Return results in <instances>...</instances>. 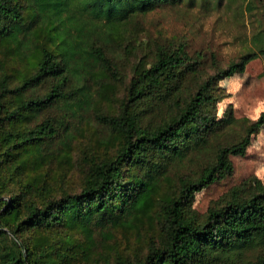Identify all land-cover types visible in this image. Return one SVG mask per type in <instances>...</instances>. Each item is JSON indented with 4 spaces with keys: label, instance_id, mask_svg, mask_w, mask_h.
<instances>
[{
    "label": "trees",
    "instance_id": "16d2710c",
    "mask_svg": "<svg viewBox=\"0 0 264 264\" xmlns=\"http://www.w3.org/2000/svg\"><path fill=\"white\" fill-rule=\"evenodd\" d=\"M175 1L0 0V264H264V182H241L205 214L192 208L264 127L263 109L211 162L202 156L236 123L213 114L219 82L257 53L204 73L184 45L161 46L134 66L118 111L95 114L112 132L104 149L87 141L76 159L67 142L42 150L58 129L51 118L33 123L38 114L58 103L80 109L90 95L70 84L85 69L124 84L102 43ZM149 102L161 112L143 124ZM194 161L203 165L186 171Z\"/></svg>",
    "mask_w": 264,
    "mask_h": 264
},
{
    "label": "rangeland",
    "instance_id": "374dc122",
    "mask_svg": "<svg viewBox=\"0 0 264 264\" xmlns=\"http://www.w3.org/2000/svg\"><path fill=\"white\" fill-rule=\"evenodd\" d=\"M179 44L184 45L191 59H198L204 73L225 68L249 52L258 55L243 73L218 84L213 114L219 120L232 119L236 123L231 131L224 130L212 140L210 151L202 155L211 162L216 146L236 142L243 132V119L255 120L264 109V52L259 53L264 50V0H176L131 20L111 40L102 43L105 55L116 65L124 84L109 75H101L97 66L85 69L70 86H83L90 95L87 102L80 109H69V103H58L39 113L33 122L51 118L58 129V137L44 142L42 150L55 152L67 142L76 159L80 154L78 149L87 141L93 142L98 150L104 149L101 143L110 141L112 132L95 120V114L117 112L134 66L151 63L155 50L161 46L177 47ZM89 70L96 71L99 78L90 77ZM190 80L187 79V85ZM51 85L52 82H46L34 89L33 94L42 95ZM143 111L141 121L146 124L157 120L161 108L149 102L144 104ZM229 159L233 173L194 195L192 208L197 213L205 214L209 207L221 202L232 188L245 180L256 178L264 182V127L253 135L244 156H230ZM202 163L187 164L186 171L196 170ZM73 177L78 176L74 174ZM95 236L99 238L98 231ZM253 257L254 254L247 253L243 260Z\"/></svg>",
    "mask_w": 264,
    "mask_h": 264
}]
</instances>
